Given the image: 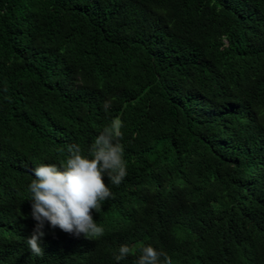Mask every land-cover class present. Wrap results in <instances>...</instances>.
<instances>
[{"label": "trees", "instance_id": "1", "mask_svg": "<svg viewBox=\"0 0 264 264\" xmlns=\"http://www.w3.org/2000/svg\"><path fill=\"white\" fill-rule=\"evenodd\" d=\"M108 111L104 110L105 104ZM122 123L127 175L86 239L45 223L34 167ZM91 158V157H89ZM264 264V0H0V264Z\"/></svg>", "mask_w": 264, "mask_h": 264}, {"label": "clouds", "instance_id": "2", "mask_svg": "<svg viewBox=\"0 0 264 264\" xmlns=\"http://www.w3.org/2000/svg\"><path fill=\"white\" fill-rule=\"evenodd\" d=\"M109 105H104L107 112ZM122 123L111 119L89 148V156L82 154L80 145L71 144L66 162L41 164L32 170L35 177L28 191L31 193L32 218L37 222L30 237L26 239L32 255L42 256L41 241L45 237V223L55 229L86 239L101 237L104 229L94 221L92 212H99L102 202L113 198L108 184L119 186L127 175L123 160ZM91 157V158H89ZM131 252L128 245H121L114 254L118 262ZM136 264H172L171 257L148 245L141 249Z\"/></svg>", "mask_w": 264, "mask_h": 264}]
</instances>
